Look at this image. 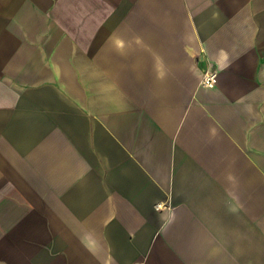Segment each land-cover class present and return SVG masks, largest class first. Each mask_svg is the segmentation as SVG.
Returning a JSON list of instances; mask_svg holds the SVG:
<instances>
[{"label": "crops", "instance_id": "obj_1", "mask_svg": "<svg viewBox=\"0 0 264 264\" xmlns=\"http://www.w3.org/2000/svg\"><path fill=\"white\" fill-rule=\"evenodd\" d=\"M3 113L0 264H264V0H0Z\"/></svg>", "mask_w": 264, "mask_h": 264}, {"label": "built area", "instance_id": "obj_2", "mask_svg": "<svg viewBox=\"0 0 264 264\" xmlns=\"http://www.w3.org/2000/svg\"><path fill=\"white\" fill-rule=\"evenodd\" d=\"M218 83V73L214 70L208 69L203 72L201 77V84L207 87H213Z\"/></svg>", "mask_w": 264, "mask_h": 264}, {"label": "rangeland", "instance_id": "obj_3", "mask_svg": "<svg viewBox=\"0 0 264 264\" xmlns=\"http://www.w3.org/2000/svg\"><path fill=\"white\" fill-rule=\"evenodd\" d=\"M21 118L22 121H28L30 116L23 114ZM8 121H12V116L8 115L7 113H3L2 115H0V122H8ZM1 134H4V132L3 131L0 132V137H3Z\"/></svg>", "mask_w": 264, "mask_h": 264}]
</instances>
